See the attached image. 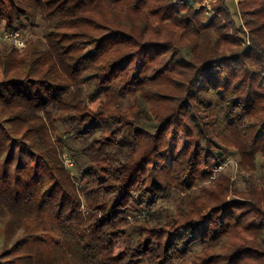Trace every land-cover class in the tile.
<instances>
[{"label":"trees","instance_id":"trees-1","mask_svg":"<svg viewBox=\"0 0 264 264\" xmlns=\"http://www.w3.org/2000/svg\"><path fill=\"white\" fill-rule=\"evenodd\" d=\"M201 1L0 0V37L44 27L43 48L0 39V115L33 170L4 169L0 137V220L48 213L56 236L0 264H264V0L208 21ZM230 152L244 189L215 173Z\"/></svg>","mask_w":264,"mask_h":264},{"label":"rangeland","instance_id":"rangeland-1","mask_svg":"<svg viewBox=\"0 0 264 264\" xmlns=\"http://www.w3.org/2000/svg\"><path fill=\"white\" fill-rule=\"evenodd\" d=\"M192 1V0H190ZM216 0H208L206 2V0H202L200 2V4L196 5V8L198 7H202L203 8V14H204V20L208 21L210 18H212L214 12H213V3ZM241 1L244 0H227V5L229 6V8L235 12H237L239 14V3ZM241 18L240 22H242V28L243 30L247 33V28L244 26V20L248 19L249 17L247 15L245 16H240ZM43 31H44V27L42 26L41 23L38 22V24H36L32 29L28 30V31H23V32H19V36H18V40H22L24 43L25 41L31 39V36L35 38L34 41H36V44L39 48H43V41H42V36H43ZM33 39V38H32ZM248 44V42H247ZM9 46L11 44H8ZM13 45V44H12ZM18 47V46H16ZM23 46H20L19 48H22ZM1 78V77H0ZM86 91L87 93H91L93 91V81L92 79H88L86 81ZM0 137H1V141L4 144L5 147V154L3 157V160L6 159V157L9 155L10 151L13 150L12 152V158L10 160H8L7 165L4 169L8 170L9 172H11L12 176H15L16 174V170H19L20 166H21V171H27L28 174H31L33 172V170L31 168H29V160L31 158L30 154L27 151L24 152H18V147H10L8 146L9 144V140H11L12 136L11 134H9V132L13 131V129L11 128L10 124L7 123L6 121V115H0ZM147 128L148 130H150L152 133L156 130L157 128V124L153 121L152 118H149L147 121ZM59 134H61L59 132ZM18 135V134H17ZM20 135V134H19ZM7 146V147H6ZM69 146L71 148H75L76 144L75 143H69ZM7 148V149H6ZM237 158L236 156H234V154L232 152H230L227 157L225 162H223L222 166H217L215 169V173H218L219 171L223 172L224 174H226L231 180L236 181L237 186L239 189H244L245 188V184L246 181H250L255 180L257 183L259 181L262 180V176H264V172L260 171L259 168H257V172H255V174H253V178H251L250 176L252 174L249 173H241V171L238 168V164H237ZM66 165L68 167H70V163L69 161H66ZM260 166V160L258 161V167ZM245 179H243V176ZM251 178V179H250ZM49 187V184L46 182L43 186V190L47 189ZM160 208H167V209H171L173 210L174 206L172 203L171 199H166L164 202L160 203ZM50 214H44L43 218L41 219L43 222H41V220H30L27 221L26 223L17 225L12 231H10L6 224L4 223V221L0 220V262L2 263L4 257V252L7 249H10L13 244L20 239L21 237H25L26 234L27 235H34V236H45L49 242H55V233L53 231L50 230V226H51V217L49 216ZM42 223V224H40ZM182 233V232H180ZM9 234H14L12 236V238H9ZM9 235V236H7ZM180 236V234H177V237ZM36 247V246H34ZM40 249L38 250V252L40 251L44 257H52V255L55 254L54 251V247L51 246H40ZM196 250L199 249V247H195ZM36 251V250H35ZM55 256V255H54ZM57 260L60 262L58 264H72L71 261H69L68 257L65 259H61L62 257L60 256H56ZM51 260V258H50ZM178 264V263H175Z\"/></svg>","mask_w":264,"mask_h":264},{"label":"built area","instance_id":"built-area-1","mask_svg":"<svg viewBox=\"0 0 264 264\" xmlns=\"http://www.w3.org/2000/svg\"><path fill=\"white\" fill-rule=\"evenodd\" d=\"M208 0H206L207 2ZM18 34L14 33V34H9V33H3V35L0 37V39H2L3 41L6 42H10V43H14L17 44L19 47L22 46V42L20 40H18Z\"/></svg>","mask_w":264,"mask_h":264}]
</instances>
